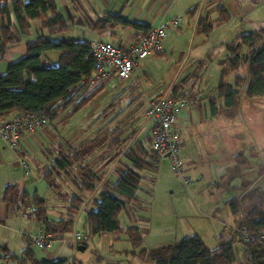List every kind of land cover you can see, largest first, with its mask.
<instances>
[{
	"label": "crops",
	"instance_id": "crops-1",
	"mask_svg": "<svg viewBox=\"0 0 264 264\" xmlns=\"http://www.w3.org/2000/svg\"><path fill=\"white\" fill-rule=\"evenodd\" d=\"M26 1L22 0L23 3ZM55 1L58 11L67 21L64 34L52 33L47 27L46 17L51 12L45 17L30 20L26 34L20 33L13 12L10 17L5 16V25L10 26L15 40L6 53L0 55L2 72L8 63L17 61L25 54L26 44L30 40L39 36L75 40L101 38L131 46L151 26L162 20L181 15L185 16V20L171 32L162 52L141 61L138 70L127 80L110 81L84 108L75 110V105L63 108L48 126L36 133L25 134L16 149L0 140V264H34L35 261L57 258L87 264L84 258L86 249L80 250L79 245L72 241V236L77 231H90L86 222L88 212L95 208L100 193L109 191V184L116 183L119 173L131 162L127 153L133 152L137 156L145 153L143 137L137 134H140L141 127H149L150 120L142 115L144 121L141 124L137 121L141 117L137 116L140 107L153 96L188 94L194 97L197 107L180 120L182 156L185 164L189 161L199 163V156H195L191 150L186 151L185 144H188L193 130H200L210 115L211 118L217 117L214 121L226 122L229 119L218 117L219 113L213 114L211 102L218 95L219 82L223 80L234 84L237 75H247V72L242 74L230 67L227 62L228 44L236 41L240 35L264 28V0ZM221 9L225 10L224 13ZM224 14L228 18L223 21L221 18ZM111 16H122L138 23L139 27L115 23ZM243 52L248 54V48L245 47ZM60 56L59 51L58 60ZM221 104L224 107V101ZM202 113L205 114L204 119ZM18 114V111H14L0 122ZM129 121L131 133L125 131ZM145 133L142 131V135ZM194 140L198 141L195 137ZM223 144L227 142L223 140ZM64 154L70 157L69 164L64 161ZM84 166L102 176L91 193L82 191L79 182L78 174ZM49 169L53 172L52 183L46 177ZM151 172L157 174L159 168ZM188 172L186 164V173L191 176ZM153 186L150 189L140 186L135 199L126 203L122 211L124 217L120 218L121 229L98 234L109 235L106 243L110 244L106 256L100 259H107L110 264H125L130 262L133 255H143L148 250L143 244L153 232L150 231L152 223L149 213ZM60 194H67L68 197H61ZM76 194L83 198V203L74 214L73 231L63 234L65 239L55 238L51 245L43 248L35 246L33 237L43 226L35 214L37 207L34 198L44 199L48 217L59 220L71 215L69 196ZM235 215L227 210L226 220L231 219V224H239ZM221 222L227 221L223 219ZM106 243H103L104 246ZM28 248L31 257L27 256ZM16 256L22 261L12 258Z\"/></svg>",
	"mask_w": 264,
	"mask_h": 264
},
{
	"label": "trees",
	"instance_id": "trees-1",
	"mask_svg": "<svg viewBox=\"0 0 264 264\" xmlns=\"http://www.w3.org/2000/svg\"><path fill=\"white\" fill-rule=\"evenodd\" d=\"M0 3V55L8 50L15 40V35L9 25H5V16L10 17L13 12L17 18L20 33L26 34L29 30V21L46 17V25L52 33L64 34L67 30V21L58 11L55 0H3ZM225 10L221 9L224 13ZM227 15L222 16L226 20ZM115 23L139 27L138 23L130 22L122 16H111ZM207 28V27H205ZM248 48V54L243 49ZM60 51L61 56L56 65L45 66L42 57L49 51ZM227 62L232 69H238L247 64V75H237L234 84L223 80L218 85V95L212 99L213 114L221 113L217 108L219 100L224 101V113L232 115L237 109L241 97L240 87L246 83L247 98H264V28L258 32H249L238 36L236 41L228 44ZM95 67V57L92 53L89 39L75 40L53 39L43 35L26 44L25 54L17 61L8 63L6 69L0 70V119L5 118L14 111H43L50 119H55L63 108L75 105V110L84 108L104 87L92 93H87L86 80ZM178 95V94H174ZM181 95V94H179ZM187 95V94H186ZM184 95V96H186ZM183 96V95H181ZM187 97H189L187 95ZM227 114V115H228ZM147 117V116H146ZM148 118V117H147ZM65 155V154H64ZM67 155L63 156L69 164ZM127 158L138 169H150L148 165L133 152L127 153ZM119 180L109 184V191H102L95 208L90 210L86 222L90 234L94 237L102 232H114L121 229V213L127 202L135 199L140 189L141 177L131 169H122ZM53 172L47 171V178L52 183ZM100 177L93 169L84 166L78 174L82 191L93 192ZM56 188L58 186H55ZM68 197L67 194H60ZM72 202L69 218L53 220L48 217L46 201L40 197L34 198L36 217L43 228L54 233L56 239H65L63 234L74 229V214L83 203V198L76 194L69 196ZM233 212H238V200L229 199ZM239 225L251 233L249 242L238 241L235 237L229 240L222 238L219 247L211 249L197 234L183 238L177 243L164 245L151 251V258L156 264H234L236 262V244L244 246L249 264H264V240L258 238L264 232V211L256 210ZM137 239L135 242L137 243ZM88 248V243L79 244ZM28 248L27 256L32 253ZM22 261L20 257H12ZM34 264H80L76 260L57 258L55 260L43 259Z\"/></svg>",
	"mask_w": 264,
	"mask_h": 264
},
{
	"label": "rangeland",
	"instance_id": "rangeland-1",
	"mask_svg": "<svg viewBox=\"0 0 264 264\" xmlns=\"http://www.w3.org/2000/svg\"><path fill=\"white\" fill-rule=\"evenodd\" d=\"M58 55L59 51H49L42 57L43 64L45 66L56 65ZM236 71L246 74L247 64ZM245 89L246 83L240 87L239 105L234 110V114L230 116L228 113V115L224 113L221 100H219L220 106L217 108L221 110V113L218 117H229L226 122L223 120L214 121L213 119L217 117L211 118L210 115V118L204 120L200 130L196 129L195 132L193 130L192 133L196 136L192 134L189 142L187 141L188 144H185L186 151H193L200 160L199 163L189 161L191 163L189 164L186 162L193 184L186 185L181 176L174 173L169 159L160 160L157 167L159 172L154 174V180L151 182V188L154 185V192L149 213L152 223L150 231L153 230V232L143 244L148 247L149 251L146 250L143 255H133L130 257V262H125V264H156L149 257L151 251L164 245L177 243L183 238L195 234L199 235L211 249L219 247L222 238L227 241L233 237L229 232H222L224 224L231 222V219L226 220L227 210L228 213L232 211L229 199L239 202L238 212L232 211L237 215L233 216L237 221L241 222L246 219L247 215L252 214H249L252 206L247 203V197H245L246 204L244 206L242 199L249 186L264 173V98L249 99ZM188 96L194 100V97ZM146 105L147 102L140 107V112L137 114V116H141L137 120L140 124L144 119L142 115L146 117ZM204 115L202 113L203 119ZM229 121L231 124H228ZM130 122L126 125L131 128L127 129L123 126L128 133L132 132ZM212 125L216 126L215 131ZM217 126L220 128L219 132ZM144 128L146 127H141L138 136L144 137L142 131H147L146 129L149 127ZM103 135L109 136V134ZM193 136L198 141H195ZM223 136L225 137L223 138ZM223 140L227 144H223ZM144 172L147 173V171ZM144 184L149 185L150 183ZM123 217L124 214L121 213L120 218ZM223 219L227 222L222 223ZM234 225L239 224L234 223ZM108 236L107 234H97L88 243L89 246L84 255L87 264H110L109 260L100 259L106 256V251L110 247V244L106 243ZM237 240L241 241L238 238ZM103 243H106L105 246ZM235 248L236 262L234 264H249L244 246L237 243Z\"/></svg>",
	"mask_w": 264,
	"mask_h": 264
},
{
	"label": "built area",
	"instance_id": "built-area-1",
	"mask_svg": "<svg viewBox=\"0 0 264 264\" xmlns=\"http://www.w3.org/2000/svg\"><path fill=\"white\" fill-rule=\"evenodd\" d=\"M184 20V15L162 20L159 24L151 26L141 35L140 40L131 46H122L101 38L89 39L95 57V67L86 80L88 95L114 79L124 81L130 78L138 70L141 61L152 58L164 50L165 42L171 32L179 28ZM195 106V100L184 95H159L148 99L145 115L151 125L143 137L145 153L138 154V157L142 162L151 165L150 171L145 173L144 171L148 169H138L132 162L125 166L141 177L140 186L143 188H151V182L154 180L151 171L158 167L161 159L170 160L172 170L176 175L181 176L186 185L193 184L192 178L186 174V164L182 156L180 120ZM51 122L50 116L43 111L20 112L17 116L0 122V140L16 149L25 134L36 133ZM223 232H229L231 236L244 242L252 239L251 233L240 225L225 223ZM258 238L264 240V232L259 233ZM92 239L93 236L86 231H77L72 236V241L78 245L90 243ZM54 240V233L42 228L33 237V244L43 248L51 245Z\"/></svg>",
	"mask_w": 264,
	"mask_h": 264
},
{
	"label": "flooded vegetation",
	"instance_id": "flooded-vegetation-1",
	"mask_svg": "<svg viewBox=\"0 0 264 264\" xmlns=\"http://www.w3.org/2000/svg\"><path fill=\"white\" fill-rule=\"evenodd\" d=\"M245 197H247L248 202L251 204V208L249 210V214L253 213L255 210H263L264 211V192L254 191L252 193L246 194L242 199V205L246 204ZM250 215H247V217Z\"/></svg>",
	"mask_w": 264,
	"mask_h": 264
},
{
	"label": "water",
	"instance_id": "water-1",
	"mask_svg": "<svg viewBox=\"0 0 264 264\" xmlns=\"http://www.w3.org/2000/svg\"><path fill=\"white\" fill-rule=\"evenodd\" d=\"M254 191L264 192V173L259 178H257L251 184V186H249V188L245 191L244 195L252 193ZM79 248H80V250H85L86 246L80 245Z\"/></svg>",
	"mask_w": 264,
	"mask_h": 264
}]
</instances>
